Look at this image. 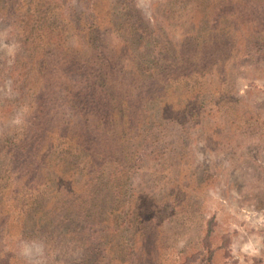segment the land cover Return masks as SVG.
Instances as JSON below:
<instances>
[{
    "label": "trees",
    "instance_id": "16d2710c",
    "mask_svg": "<svg viewBox=\"0 0 264 264\" xmlns=\"http://www.w3.org/2000/svg\"><path fill=\"white\" fill-rule=\"evenodd\" d=\"M127 1L120 0L124 9ZM177 1L172 0L168 14L178 19L177 12L184 10L187 27L180 39L157 16L145 17L141 8L134 12L132 0L129 10L108 8L109 22L102 18V0H85V8L68 13L69 18L53 9L50 0H40L33 10H0V18L17 22L29 44L27 64L18 61L21 65L7 77L14 76L18 92L27 82L36 94L37 112L28 135L44 134L31 147L25 139L5 135L2 140L5 151L15 157L25 156L30 148L28 162L41 188L16 197L12 206L0 199V264L32 263L29 253L8 246L22 238H36L43 254L55 258L43 242L55 239L71 249L75 237L87 236L91 251L83 257L84 264H110L105 253L109 249L134 253L141 245L139 233L156 219L142 221L139 209L126 205L125 188L144 157L159 158L170 148L161 142L165 109L156 110V104L155 110L150 108L158 93L174 86L167 73H172V66L180 67L172 75H189L194 82L192 98L178 115L195 118L202 109V71L217 65L226 74L224 61L230 52L242 61L255 58V51L264 55V0H181L183 6ZM112 4L117 5L116 0ZM113 29L122 31L117 47L108 33ZM72 36L80 45H72ZM178 85L184 89L186 84ZM30 174L32 169L17 176ZM15 207L20 225L17 236H11L6 220ZM81 220L84 224L78 229Z\"/></svg>",
    "mask_w": 264,
    "mask_h": 264
},
{
    "label": "rangeland",
    "instance_id": "374dc122",
    "mask_svg": "<svg viewBox=\"0 0 264 264\" xmlns=\"http://www.w3.org/2000/svg\"><path fill=\"white\" fill-rule=\"evenodd\" d=\"M39 1L11 0L4 4L0 0V10L11 7L18 8V12L22 6L24 10H33ZM112 1L115 0L101 2L104 22H109L106 11L112 5L116 10L130 9L127 5L130 0L125 9L120 0H116L117 5ZM50 2L53 9L61 10L67 18L68 13L85 8V0ZM171 2L132 0L131 5L134 12L141 8L145 17L152 14L170 24L180 39L183 28L187 27L183 22L184 10L177 12L178 19L176 14L169 16ZM177 2L183 6L181 0ZM19 30L11 17L5 21L0 18V199L10 206L16 197L36 193L34 190L38 191L41 184L35 167H30L28 162L30 148L25 156L15 157L5 151L2 140L5 135L25 139L31 147L44 135H28L37 112L36 94L27 82L18 92L14 76L7 77L10 70L22 61L26 65L29 60L31 50ZM121 32L120 29L108 32L115 47L122 40ZM71 38L72 45H80L75 36ZM49 56L57 60L55 54ZM254 56L250 61H242L230 52L224 61L226 74H221L217 65L210 72L200 73L204 83L202 109L195 118L178 115L192 98L194 91L190 88L194 82L189 75H172L182 70L180 67L172 66V73H167L171 74L167 77L174 86L179 81L186 84L184 89L181 85L172 86L158 93L154 103L150 102L152 110L155 104L156 110L165 109L166 133L161 142L170 148H165L159 158L144 157L132 170L125 188V198L129 199L126 205L134 206V210L138 208L146 224L152 216L157 222L153 221V226L139 233L141 245L134 253H129L128 248L105 252L110 264H264V55L255 51ZM178 76L182 77L173 80ZM30 169L32 174L18 178V173ZM18 212L19 207H15L7 214L11 236H17L19 230ZM83 224L81 220L78 229ZM124 234L127 239L123 246L129 247L131 230ZM12 241L8 246L14 245L20 253H29L30 264H84L83 257L91 251V243L83 235L75 237L71 249L55 243V239L43 242L55 258L43 254L36 238Z\"/></svg>",
    "mask_w": 264,
    "mask_h": 264
},
{
    "label": "clouds",
    "instance_id": "9594fccd",
    "mask_svg": "<svg viewBox=\"0 0 264 264\" xmlns=\"http://www.w3.org/2000/svg\"><path fill=\"white\" fill-rule=\"evenodd\" d=\"M27 251V250H26ZM37 251H39V248H37Z\"/></svg>",
    "mask_w": 264,
    "mask_h": 264
}]
</instances>
